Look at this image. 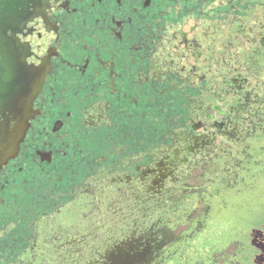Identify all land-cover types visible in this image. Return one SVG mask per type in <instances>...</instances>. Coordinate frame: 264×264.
Segmentation results:
<instances>
[{"label": "flooded vegetation", "instance_id": "flooded-vegetation-1", "mask_svg": "<svg viewBox=\"0 0 264 264\" xmlns=\"http://www.w3.org/2000/svg\"><path fill=\"white\" fill-rule=\"evenodd\" d=\"M16 37L0 264H264V0H43Z\"/></svg>", "mask_w": 264, "mask_h": 264}, {"label": "water", "instance_id": "water-1", "mask_svg": "<svg viewBox=\"0 0 264 264\" xmlns=\"http://www.w3.org/2000/svg\"><path fill=\"white\" fill-rule=\"evenodd\" d=\"M42 11L43 0H0V169L17 155L40 90L16 36Z\"/></svg>", "mask_w": 264, "mask_h": 264}, {"label": "snow or ice", "instance_id": "snow-or-ice-1", "mask_svg": "<svg viewBox=\"0 0 264 264\" xmlns=\"http://www.w3.org/2000/svg\"><path fill=\"white\" fill-rule=\"evenodd\" d=\"M32 27H33L32 24H29V25H28V28H29V29H31ZM20 39L23 40L24 37L21 36ZM33 62H34V60H29V61H28V63H30V64L33 63ZM31 71H32L34 74H36V75H40V74H42V68H41L39 65H37V67H35V68L32 69Z\"/></svg>", "mask_w": 264, "mask_h": 264}]
</instances>
